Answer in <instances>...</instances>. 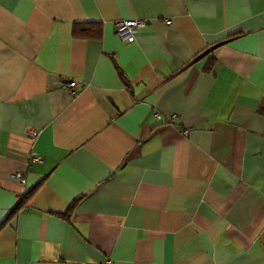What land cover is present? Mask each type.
I'll return each mask as SVG.
<instances>
[{"label": "crops", "instance_id": "obj_1", "mask_svg": "<svg viewBox=\"0 0 264 264\" xmlns=\"http://www.w3.org/2000/svg\"><path fill=\"white\" fill-rule=\"evenodd\" d=\"M0 264H264V0H0Z\"/></svg>", "mask_w": 264, "mask_h": 264}, {"label": "built area", "instance_id": "obj_2", "mask_svg": "<svg viewBox=\"0 0 264 264\" xmlns=\"http://www.w3.org/2000/svg\"><path fill=\"white\" fill-rule=\"evenodd\" d=\"M143 26H144L143 22H141L140 20H125V21H117L113 23V29L115 31V34L126 43H132L137 30ZM75 87L76 86L74 82H69L68 84H66L64 91L66 92L69 98L75 96L76 94ZM184 133L185 132H183V134ZM27 135L30 139H34L37 134L35 131L29 130L27 132ZM39 161L40 158L37 155H32L29 157L30 163H38ZM11 178L19 185L23 183L22 173H15L11 176ZM20 198L21 196H18L19 200Z\"/></svg>", "mask_w": 264, "mask_h": 264}, {"label": "trees", "instance_id": "obj_3", "mask_svg": "<svg viewBox=\"0 0 264 264\" xmlns=\"http://www.w3.org/2000/svg\"><path fill=\"white\" fill-rule=\"evenodd\" d=\"M89 25V24H88ZM92 31V28H89L88 26H74L71 30V36L73 37H77V38H87L90 37V32ZM97 32V31H96ZM204 54V51H203ZM40 184L37 183V185L35 186V188H33V190L36 189V187ZM32 190V191H33ZM31 191V192H32ZM30 193H27L26 195H22V197L20 198V200L15 204V206L10 210L9 214L7 217L11 216L14 217L16 216V214L22 210L25 206L24 203H26L28 201V199L30 198ZM84 197L83 196H79L77 198H74L73 201L71 202V204L69 205V207L67 208V210H72L76 207V205L78 204V202ZM63 215V214H62Z\"/></svg>", "mask_w": 264, "mask_h": 264}]
</instances>
